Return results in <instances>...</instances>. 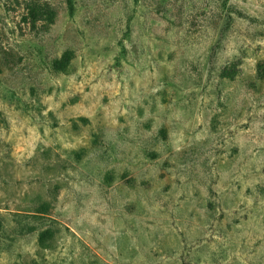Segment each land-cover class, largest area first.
Wrapping results in <instances>:
<instances>
[{"label": "rangeland", "instance_id": "obj_1", "mask_svg": "<svg viewBox=\"0 0 264 264\" xmlns=\"http://www.w3.org/2000/svg\"><path fill=\"white\" fill-rule=\"evenodd\" d=\"M0 264H264V0H0Z\"/></svg>", "mask_w": 264, "mask_h": 264}, {"label": "trees", "instance_id": "obj_2", "mask_svg": "<svg viewBox=\"0 0 264 264\" xmlns=\"http://www.w3.org/2000/svg\"><path fill=\"white\" fill-rule=\"evenodd\" d=\"M53 12L50 10V14H52ZM50 236V234H48V232H47V234L46 235H42V234H40V237H39V241H41V243L47 238V237H49Z\"/></svg>", "mask_w": 264, "mask_h": 264}]
</instances>
